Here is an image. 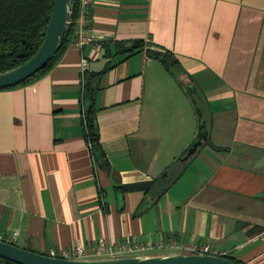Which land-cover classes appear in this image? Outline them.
<instances>
[{"label":"crops","instance_id":"0c3cea01","mask_svg":"<svg viewBox=\"0 0 264 264\" xmlns=\"http://www.w3.org/2000/svg\"><path fill=\"white\" fill-rule=\"evenodd\" d=\"M90 11L94 43L0 90V239L59 255L174 238L264 264V0H92ZM133 41L144 45L131 51ZM147 49L171 52L185 72ZM106 66L95 82L101 167L82 93L86 74ZM181 83L194 85L207 132L184 161L198 122ZM159 249L183 250L143 251Z\"/></svg>","mask_w":264,"mask_h":264},{"label":"trees","instance_id":"16d2710c","mask_svg":"<svg viewBox=\"0 0 264 264\" xmlns=\"http://www.w3.org/2000/svg\"><path fill=\"white\" fill-rule=\"evenodd\" d=\"M53 3L54 0H0V72L25 63L39 50L45 36ZM79 7L80 0H73L70 22L61 40L60 48L55 56L44 68L39 70L33 76L10 88L30 84L40 79L55 67L69 46L74 43L77 35L76 22L79 15ZM131 44L132 46L130 50L132 51L137 47H142L144 42L133 41ZM122 45L123 44H119V46ZM146 53L149 57L162 62L165 68L175 77L185 72L176 57L169 51L162 52L147 49ZM109 68L110 66H106L105 69L100 72L86 74L82 93L84 109L82 125L84 136L91 148L93 158L101 167H106L108 161L101 147L99 138L97 108L95 106V97L98 88L95 86V82H97V80L100 79ZM195 93L196 92H188V95L192 96L193 94L194 96ZM149 184L150 183L148 182L136 183L132 185H122L118 188L121 191L146 190ZM43 254L50 255L47 253ZM221 256L236 264H246L232 255ZM0 264L19 263L0 257Z\"/></svg>","mask_w":264,"mask_h":264},{"label":"water","instance_id":"95a60500","mask_svg":"<svg viewBox=\"0 0 264 264\" xmlns=\"http://www.w3.org/2000/svg\"><path fill=\"white\" fill-rule=\"evenodd\" d=\"M73 0H54L45 36L39 50L25 63L12 69L0 72V90L10 88L25 81L47 63L58 52L61 40L70 22ZM185 91L195 90L194 85L181 83ZM190 96V95H189ZM192 103L197 114V130L193 139L178 155L177 160H188L198 151L202 141L207 138L205 121L196 100L192 96ZM0 257L19 264H236L221 255L204 253H171L145 256H113L98 258H63L54 255L38 253L27 248L0 239Z\"/></svg>","mask_w":264,"mask_h":264},{"label":"built area","instance_id":"2783aa9c","mask_svg":"<svg viewBox=\"0 0 264 264\" xmlns=\"http://www.w3.org/2000/svg\"><path fill=\"white\" fill-rule=\"evenodd\" d=\"M92 0H80L79 15L77 17V35L74 40V45L79 48H83L86 45L95 42L93 36H91L90 31L87 27L88 19L90 16V7ZM180 248L183 250H188L194 253H204V254H215V250L209 244H198L190 242H181L174 238H169L168 240H148L146 242H140L136 240H124L116 244H107L104 241L99 242L95 247L86 248L82 244L77 243L74 247L65 251L59 255H54L63 258H86L89 256H123L127 254H134L141 252L146 249L151 248Z\"/></svg>","mask_w":264,"mask_h":264},{"label":"rangeland","instance_id":"374dc122","mask_svg":"<svg viewBox=\"0 0 264 264\" xmlns=\"http://www.w3.org/2000/svg\"><path fill=\"white\" fill-rule=\"evenodd\" d=\"M185 114V113H184ZM186 120V118H185V115L183 116V119H182V122H183V124H182V133H184L185 132V130H186V126H185V123H184V121ZM180 153V152H179ZM178 153V154H179ZM178 154H177V156H178ZM148 252H153L154 254H171V253H181V252H183V253H191L190 251H188V250H171V249H164V250H161V249H159V250H155V251H143V252H140V253H136V254H127V256H131V255H134V256H145V255H150V254H147Z\"/></svg>","mask_w":264,"mask_h":264}]
</instances>
